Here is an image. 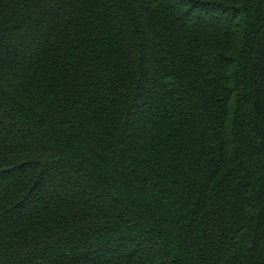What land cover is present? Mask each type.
<instances>
[{
	"label": "trees",
	"instance_id": "trees-1",
	"mask_svg": "<svg viewBox=\"0 0 264 264\" xmlns=\"http://www.w3.org/2000/svg\"><path fill=\"white\" fill-rule=\"evenodd\" d=\"M0 264H264V0H0Z\"/></svg>",
	"mask_w": 264,
	"mask_h": 264
}]
</instances>
